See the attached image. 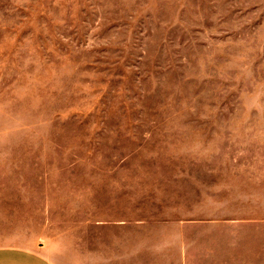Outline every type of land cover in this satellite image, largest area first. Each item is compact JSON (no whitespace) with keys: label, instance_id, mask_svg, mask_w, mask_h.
<instances>
[{"label":"rangeland","instance_id":"rangeland-1","mask_svg":"<svg viewBox=\"0 0 264 264\" xmlns=\"http://www.w3.org/2000/svg\"><path fill=\"white\" fill-rule=\"evenodd\" d=\"M0 245L264 264V0H0Z\"/></svg>","mask_w":264,"mask_h":264},{"label":"crops","instance_id":"crops-1","mask_svg":"<svg viewBox=\"0 0 264 264\" xmlns=\"http://www.w3.org/2000/svg\"><path fill=\"white\" fill-rule=\"evenodd\" d=\"M0 264H55L43 251L15 245H0Z\"/></svg>","mask_w":264,"mask_h":264}]
</instances>
